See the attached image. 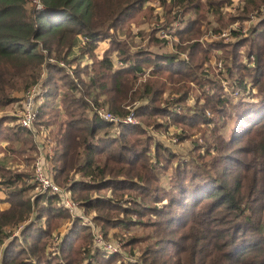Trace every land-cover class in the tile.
I'll list each match as a JSON object with an SVG mask.
<instances>
[{"label":"trees","instance_id":"obj_1","mask_svg":"<svg viewBox=\"0 0 264 264\" xmlns=\"http://www.w3.org/2000/svg\"><path fill=\"white\" fill-rule=\"evenodd\" d=\"M150 1L0 0V112L43 88L36 128L55 136V182L95 213L106 238L118 229L146 231L115 234L144 264H264V0H240L241 13L229 20L223 9L234 0H160L166 18L158 30L180 24L173 52L157 28L135 37L147 48L129 44L132 23L148 15L160 22L145 8ZM252 17L248 37L235 30L233 43L203 41ZM103 40L110 46L100 58ZM220 52L226 85L204 72ZM193 83L201 97L190 106ZM105 106L138 123L106 122L98 114ZM14 119L0 117V149L14 157L12 166L0 158V204L10 205L0 207V264H124L121 254L108 258L96 248L81 220L49 250L71 216L57 196H30L37 131ZM211 123L210 136L186 159L155 141L154 131L173 126L183 129L182 140L192 138L188 131L206 135L203 125ZM22 157L25 171L23 160L16 163Z\"/></svg>","mask_w":264,"mask_h":264},{"label":"rangeland","instance_id":"obj_2","mask_svg":"<svg viewBox=\"0 0 264 264\" xmlns=\"http://www.w3.org/2000/svg\"><path fill=\"white\" fill-rule=\"evenodd\" d=\"M236 1L233 3V6L230 7L231 5H226L223 9V12H224V15L226 16L225 18L227 20L231 19V17H233L236 13L238 14L239 12L241 13V11H239V9H242L244 7V4L240 1ZM238 3V4H236ZM151 7L153 8L152 10V13L154 15V20H156L157 18H159L160 22L158 23H151L150 22V19H149V15L147 17H142L138 22L136 23H132L131 26H130V29L127 30L128 32H130V35H128V32L125 33V36L121 38L126 40V38L128 36H130V40H129V44L130 43H133L134 40V44L135 45H140L141 48H147V44L144 43L143 45L141 44V38H135L138 33L140 31H144V32H151V30H153V28H157V37L159 38L160 41L164 42L165 43V51H168V52H173L175 50L174 48V43L178 41V38L175 37V32L174 31V28L176 27H180V24L179 23H175L174 24V28L172 30H166V31H171V34L169 33L168 34V37H165L163 36V33L162 31H159L158 30V27L157 25H159L160 23L164 22V18L165 17V13H164V9L163 7H161V2L160 0H151L149 3H147L146 5V9L150 8ZM147 9V10H148ZM239 13V14H240ZM257 21H254L252 24H251V21H250V18L248 21H246L244 24H241V23H235L234 25H230L229 27L227 28H223V35L219 36L218 38H213L210 34L208 36H205L203 41H222L221 39H223L226 43H233L235 41V38L232 37V32L237 30V31H240V36H245V37H248L251 30H252V27L254 24H256ZM176 25V26H175ZM216 28L219 26L217 23L214 22L213 24ZM212 26V27H214ZM204 29V28H203ZM237 39V38H236ZM109 46H110V43L108 41H101L99 43V47L97 49V54L100 58H102L105 54V52L107 51V49H109ZM76 53H78V50H76ZM242 54H243V58L244 56L246 55V50H245V47H243L242 49ZM186 55V54H185ZM252 61H253V58H251ZM117 61V59H116ZM244 63L245 64H249L251 63V60H249V58L245 57L244 58ZM225 63H226V59H225V56H224V53H219L218 56H214L212 57L208 62H206L204 65V72L208 75H211L213 78L215 79H219V78H222L223 79V84L226 85L228 84V82L225 81ZM227 63L231 65V58H229L227 60ZM46 73V72H45ZM193 87H195L197 89L196 91V95L192 96L191 99H189V104L190 106H194L195 104V99L196 97H201L200 96V92L201 90L198 89V87L193 83L192 84ZM207 91H210L209 88L206 89ZM20 104L18 103H15V104H12L10 105L9 108H7L4 112H0V117H3V115H10V116H13L16 117L19 119L20 115H21V112L22 110L20 109ZM105 109H107L108 111L109 110V107L105 106L103 107ZM207 115L208 117L210 116V119H212L211 117V113L210 112H207ZM14 119V124H19L17 123L18 121ZM138 122V121H137ZM165 122V121H164ZM218 124L219 126L221 125L222 126V121H218ZM205 127L206 130H207V134L204 135L202 133H198L196 130L194 131H188L189 134H192L190 136H192V138H188V139H185V140H182V137H184V132H183V129H181L180 127L178 126H173L167 130H160V131H154V137H155V141L157 142H160L162 143L163 145H165L167 148L169 147L174 153H177L179 156H182L184 157V159L188 158L189 157V154L190 153H193L195 150H196V146H202L203 143L205 142V137L206 136H210V132L212 131V129L216 126L215 123H211V124H206V125H203ZM36 131H38V135L41 134L42 132H44L45 136L47 135V140L50 141L55 149H56V140L54 139V135H50L48 132L49 130L48 129H45L43 131H39L38 128H36ZM223 131V130H222ZM203 132H206V131H203ZM225 132V130L223 131ZM35 140H36V137H35ZM45 140H46V137H45ZM46 140V141H47ZM198 143V144H197ZM9 143H4L2 144V147H6V145L8 146ZM36 144H37V147H38V143H37V140H36ZM55 149H54V152H55ZM38 151V150H37ZM38 154V153H37ZM36 154V155H37ZM196 154V153H195ZM5 153L3 151H1L0 149V158L7 161L8 163H11L10 166L13 165V161H12V158H14L13 156H7L5 157L4 156ZM191 155V154H190ZM12 157V158H11ZM37 158H38V155H37ZM23 160V161H22ZM19 161H22L18 166L19 170H23L25 171V169L27 168V164L25 162V157H22L20 159L17 160L16 163H19ZM15 163V164H16ZM35 165V163L33 164ZM33 168V167H32ZM33 173H34V168H33ZM40 190H34L32 192H30V196L35 198L37 196H35L36 194H39V195H43V194H40ZM47 195V194H46ZM108 196H111V194L109 193ZM60 202V201H59ZM59 205V203H58ZM81 206V205H80ZM81 208H83L81 206ZM84 209V208H83ZM85 212H86V209H84ZM71 216V215H70ZM89 217H93V220H94V217H95V213H92L90 215H88ZM72 218V217H71ZM70 220V221H69ZM69 220H66L65 222L62 223V225L60 226L59 230H56L54 232V237L52 239V243L55 239V235L59 236V243L60 241L62 240V238L64 237V230H65V225L68 223V225H72L73 222H71V219ZM96 226H98L96 224ZM98 228L100 229L101 228V233L103 235V239L106 241V243H109L111 245H121V249L119 250L120 251V254L119 255L121 258V262H123L124 264H144L143 263V260L140 259V256H141V252H139L138 249L135 250V253L134 254H130V251L127 250V249H124L123 246L127 244V240L125 237H122V238H118L116 239L115 238V234L118 233V235H125L127 236L128 238L132 237V236H135V235H144L145 233H147L146 231H142V228L141 227H136V229L134 231H131L130 233H127L126 231H123V230H116V231H113V232H110L108 237L106 238L105 236V233L103 231V228L102 226H98ZM136 232V233H135ZM135 233V234H134ZM52 243L50 244L52 246ZM58 243V245H59ZM50 246V247H51ZM49 247V248H50ZM50 250V249H49ZM51 252H53L52 250H50ZM117 255V254H116ZM112 256V255H111ZM111 256H108L111 257Z\"/></svg>","mask_w":264,"mask_h":264},{"label":"built area","instance_id":"obj_3","mask_svg":"<svg viewBox=\"0 0 264 264\" xmlns=\"http://www.w3.org/2000/svg\"><path fill=\"white\" fill-rule=\"evenodd\" d=\"M240 0H234V2ZM238 2V3H239ZM236 3V4H238ZM232 7V6H230ZM40 9L43 8V6L39 7ZM251 24L256 20L255 17H252ZM176 26V25H175ZM174 28V25H173ZM171 28L170 30H172ZM178 28V27H176ZM174 28V29H176ZM163 36L168 37V34H171V31L162 30ZM64 65V64H62ZM45 74L43 75V77ZM43 95V88L39 85L32 89L30 92H28L25 96V99L21 101L20 109L22 110L21 115L19 119H17V123L24 128V129H36L37 124V118H38V102L41 103V96ZM98 114L101 119L105 120L106 122L113 123L114 125L118 124H130L132 123L137 124V120H135L133 117H129L125 120L119 119L116 115L114 116L110 111H108L105 108H102L98 111ZM36 135V140L38 143V158L35 162L34 168V180L32 183L36 184V190H40L41 194H49L50 196H57L59 198V207L62 209H66L70 215H71V222L75 220H81V222L89 227L92 231L93 237H94V244L98 250H102L105 253H107L109 256L118 255L120 254L121 245H111L109 243H106V241L103 239V235L101 233V228L99 229L98 226H96L93 217H89L85 210L81 208L80 204L74 200L73 192H71L69 187H61L59 186L55 180V172H54V145L47 140V135L45 136L44 132L41 134ZM49 133V132H48ZM50 134V133H49ZM46 137V140H45ZM32 221L26 222L25 224H22L18 227L17 231L15 232V236H20L21 233L24 231L25 227ZM69 223V222H68ZM68 223L65 225L64 233L66 234L69 229L71 228V225H68ZM64 234V236H65ZM13 239V238H12ZM58 243H59V236L55 235V239L52 243V246L49 248L52 251H55L58 249Z\"/></svg>","mask_w":264,"mask_h":264},{"label":"crops","instance_id":"obj_4","mask_svg":"<svg viewBox=\"0 0 264 264\" xmlns=\"http://www.w3.org/2000/svg\"><path fill=\"white\" fill-rule=\"evenodd\" d=\"M0 199H2L3 201L6 199L5 194L2 193L1 191H0ZM0 207L2 210H7V209H9L10 205L6 202H3L0 204Z\"/></svg>","mask_w":264,"mask_h":264}]
</instances>
